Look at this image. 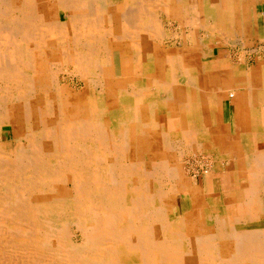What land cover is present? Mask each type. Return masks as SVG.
Here are the masks:
<instances>
[{"label": "bare ground", "instance_id": "1", "mask_svg": "<svg viewBox=\"0 0 264 264\" xmlns=\"http://www.w3.org/2000/svg\"><path fill=\"white\" fill-rule=\"evenodd\" d=\"M258 2L0 0L2 264H264V58L216 52L264 42ZM198 150L202 191L181 171Z\"/></svg>", "mask_w": 264, "mask_h": 264}, {"label": "rangeland", "instance_id": "2", "mask_svg": "<svg viewBox=\"0 0 264 264\" xmlns=\"http://www.w3.org/2000/svg\"><path fill=\"white\" fill-rule=\"evenodd\" d=\"M116 1H119V0H116ZM257 2H258L257 3L258 4L257 5V9H254V8L251 9V13L254 14V15H256V18H258L259 35L261 36V38H264V18H263L264 17V15H263L264 14V0H262V2H261V0H257ZM240 4H242V2ZM61 15H62V18L64 20L67 19L64 11H61ZM69 19H71V17H68V20ZM170 26L173 28V30H175L177 24H175V22H174ZM202 33L203 32H201V34ZM251 42H254V45H253V49H250V50H244L243 51L242 48L237 43H235L234 41H231L230 42V46L231 47L230 46H225L223 48H217L216 49V52L217 53H225V52L227 53L228 50L231 51V48H232V51H231V57H232V59H236V61H242L244 59L247 65H255L256 62H257V58H256L257 56H259L260 58H264V50H263L264 49V42H259V41H257L256 38L255 39H251ZM180 45H182V44L180 43ZM247 46H249V45H247ZM241 54H243V55L241 56ZM251 56H252V58H251ZM59 67H60V69L61 68H66V70L67 69L74 70L72 66H69L68 67L67 65L65 66V64H63V65L60 64ZM57 68H58V66L56 67V69ZM72 70H70V71H72ZM60 75H61L62 82L63 83L66 82L65 84H68L73 89L74 88L81 89L82 87L85 86L84 82L82 80H79L74 74L73 75H70L68 73H64V74L61 73ZM113 88H115V87H113ZM92 93L94 94V96H100V95L101 96H104V95H106L104 93L100 94V91L97 90V89H96L95 92H93V90H92ZM223 100L224 101L220 103L221 104V107L223 106L222 107V115H224V118H225V121L226 122H231L232 123V125H233V131H235V128H234V126H235L234 125V123H235V105L231 102L230 97H228V93L226 94V98L223 99ZM122 104H123V102L120 103V105H122ZM118 125H119L118 123L115 124L114 125V128L117 129L119 127ZM2 136L4 138V140L2 141L3 146L4 147H7V148L12 147L13 129H12V126L11 125H5L2 129H0V137H2ZM17 139L18 138H15L14 141H16ZM13 146L15 147V145H13ZM14 147L11 148V150H14ZM198 152L199 153H196L195 155H189L188 157L186 155L183 156V159L184 160L186 159L185 160L186 162H185V165H184V169L182 167V170L181 171L187 177V179L190 182L193 181L194 182V185L195 186L196 185L198 186V188H197L198 191H202L203 189L206 190L205 187L207 185V182H206L207 173H205V172H207L210 169V167L212 166L213 159L211 160L210 159L211 157L208 156L206 153H202L199 150H198ZM201 153L203 154V156H202ZM262 182H263V186H264V180ZM260 193H261L260 194V198H261V201H262V203L264 205V187H263V189H262V191ZM215 195H216V192H215ZM215 197H216L215 198L216 201L215 202H212L213 205H214L213 209H217L219 207V209L221 210L222 209L221 204H223L222 201L220 200L221 197H217V195ZM172 199H171L172 201H175L176 199L178 200L175 203L174 208H173V211H172V213H173L172 214V219L174 220V219H177L176 218L177 216H179L180 214H182L185 211H188L189 210V207H190V204H189L190 203V195L187 194V193H182V192L180 193L178 191L177 193H175L173 195ZM263 208H264V206H263ZM232 209H233V211L229 208L230 213H231V216L235 217L237 221H238L239 218L242 221L241 223H238L236 221V225L237 226L242 227V228H245L246 225H249L250 226L252 224L251 221H250V213H247L244 210V208H240V209L232 208ZM261 214H262V217H263L264 216V210L261 212ZM248 219H249L250 222H247ZM231 220L234 223L235 219H231ZM261 221L264 223V218H262ZM229 224H231V222H229ZM253 226H258V225L253 222ZM73 230L74 229L72 228V238H74L73 240L78 244L82 240L81 239V236L76 232V230H74V232H73ZM229 249H230V252H234L235 251L232 248H229ZM0 258L3 259V257H1V255H0ZM188 258H191V257H188ZM33 260H34V264H36L37 262H39V259H36L35 257L33 258ZM3 261L5 262V259L4 260H1L0 261V264H2ZM197 263H198V261L197 260H194V258L188 259L186 261V264H197ZM24 264H30V263L26 262Z\"/></svg>", "mask_w": 264, "mask_h": 264}]
</instances>
